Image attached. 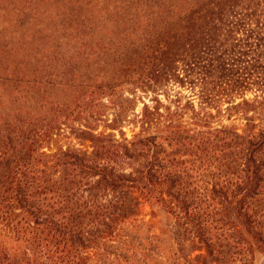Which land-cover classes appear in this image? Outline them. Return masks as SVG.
<instances>
[{
    "label": "trees",
    "instance_id": "trees-1",
    "mask_svg": "<svg viewBox=\"0 0 264 264\" xmlns=\"http://www.w3.org/2000/svg\"><path fill=\"white\" fill-rule=\"evenodd\" d=\"M93 1L89 9L77 4L90 14L60 19L61 29L71 26L62 37L70 35L75 53L65 49L64 66L90 56L104 76L68 82V106H46L54 83L42 73L44 58L30 68L17 60L21 46L9 47L11 37L4 46L0 87L35 108L14 107L15 98L7 103L0 94V264H253L264 254V0ZM112 2L111 38L94 39ZM18 6L20 22L29 19L31 10ZM4 15L9 24L12 14ZM36 31L45 54L54 38ZM174 82H198L211 99L237 94L239 102H228L242 126L201 130L211 114L170 98L163 90ZM139 91L152 94L150 104ZM103 96L117 107L101 120L103 130L74 125ZM124 125L137 129L131 138ZM208 160L212 173L201 187L188 163ZM155 207L172 224H158ZM167 236L175 245L164 244Z\"/></svg>",
    "mask_w": 264,
    "mask_h": 264
},
{
    "label": "rangeland",
    "instance_id": "rangeland-1",
    "mask_svg": "<svg viewBox=\"0 0 264 264\" xmlns=\"http://www.w3.org/2000/svg\"><path fill=\"white\" fill-rule=\"evenodd\" d=\"M12 0H0V37L6 38L2 42H0V59H3L4 52L8 49V47H4L8 40V37H11L12 43L9 44V47H11V44L13 45H19L21 46V49L17 52V60H19L22 64H27L30 68L38 66L40 64V58L45 59L44 63V71L42 73L45 75L46 78H49V81H51L53 86H49L47 88V98H46V106L49 104L52 106L55 105H63L68 106L70 102L73 99V92L70 88H68V82H72V80H76L77 83L82 79V77H77L82 74H87L89 78H92L94 75L96 76H104L103 70L105 68L103 67V70H98V68L94 67L92 64L94 57H86V56H77L76 58L73 57V68L69 70L68 68L65 69L64 66V55L63 52L66 48H69L66 56H74L72 52V45L73 41H71L70 35L68 34L65 37H62V35L65 33V29L63 28H71V26L67 23H63L62 29L60 19L63 15H67V12H74V14H85V13H91L90 11H84L78 12L77 10V4L81 2L83 7L90 8L91 4H88V2H91L93 0H16L15 4L10 3ZM67 1H70L72 3L69 4ZM95 1V0H94ZM93 1V2H94ZM23 6L25 8H28L30 14V18L26 19L23 22H20L21 15L16 17V12H19V6ZM113 2L108 5V8L110 7V10L107 9L108 16L106 17L107 21L103 23L101 28H103V31L95 32L93 35V38H99L104 35L105 40L108 41L111 36L107 34L106 30L109 29L110 23H112L115 20L114 13L112 10ZM88 8V9H89ZM102 8L101 5L96 6V10ZM112 10V11H111ZM9 11L10 14H12V21L9 24H6L5 22V12ZM102 14V13H101ZM16 18V20H15ZM116 24V22H114ZM106 25V26H105ZM54 27L56 28V31L54 30ZM41 28H44V31H46V34H50L49 38H54V40L50 41L48 40V46H46V52L45 54H42L41 52V41L39 40V35L43 33L42 31L38 33L36 30ZM105 28V29H104ZM108 28V29H107ZM94 30V27L91 28V31ZM24 34V37H22ZM78 44V43H76ZM44 47V46H43ZM3 49V51H1ZM88 50V49H87ZM75 54V53H74ZM45 55V57H44ZM46 55L49 56V58L46 57ZM75 58V60H74ZM5 66V63H2L0 61V75L3 74V67ZM2 67V68H1ZM11 70V68H9ZM86 72V73H85ZM94 78V77H93ZM104 82L107 81L108 77H102L101 78ZM67 83V84H66ZM122 84V83H121ZM201 84L198 82L194 83H173L169 84L163 91H166L168 96L170 98H179L180 105H183L186 101L190 102L193 106V108L200 113L202 116L203 114H211V116H208L206 127H200L201 130L207 131L208 126H211V128H219L221 124L226 125H233L236 127H241L243 124V120L240 118L238 114L232 109L231 104H229V100H233L235 102H239L241 98L235 94L232 93L229 96H226L223 93L212 92L210 89L212 88L211 85H207L206 88L209 89L212 93H215L216 95L213 99L209 98L207 94L203 91L204 89H201ZM117 93L121 94L122 96H126L127 93L125 90L122 89V87L117 88ZM162 92H159V97L163 104H168V101L166 100L164 94ZM209 91V92H210ZM0 94H4V97H1L2 101L11 100L12 98L16 99V102L12 104L14 107H18L19 105H22L24 108L25 106H28L29 108H35L34 101H29L26 103H22L23 100L20 99V101L16 98V94L13 92L10 93V90L6 88V86L0 87ZM139 96H142V100L151 103L149 98L152 95L151 93L143 94L141 91L138 92ZM171 95H173L171 97ZM246 98H253L254 93L253 92H246L245 93ZM102 105L99 107H96L91 110L87 109L84 111L85 113L82 114L85 115V119H79L77 121H74V125L86 124L88 126H93L94 128L98 130H103V125L101 124V120L108 119L110 120L113 117V114L116 112L117 107L114 106L111 101L109 100L108 96H103ZM10 103V102H7ZM22 103V104H21ZM142 106V103L138 99L135 111L139 112L140 108ZM172 106H174L172 104ZM22 108V107H21ZM174 108V107H172ZM99 111L100 114L97 113ZM130 114V113H127ZM190 111L186 110L185 113H183V120L186 124H189ZM103 119H99L100 117ZM123 130L126 133L127 138H131L133 132H136L137 129L132 130L130 126L124 125ZM116 135L119 138V134L116 131ZM60 142L63 144H67L70 142L69 138H64L62 136L59 137ZM71 145L79 146L77 144L76 140L71 139V142L68 143ZM165 146V144H163ZM84 148V146H80ZM176 149V148H173ZM211 160L208 161H196V162H190L188 163V166L190 168V173L194 176V179L198 184L202 186H206L205 181L208 180L210 173H212V169L209 167L208 163ZM214 163H210L212 165ZM153 210V216H155V220L158 221V224L166 227V225L172 224V220L166 216V214L160 210L159 208H154ZM150 212V208L146 206L145 213ZM146 219L150 218V214H147L145 217ZM165 245L174 244L176 241L173 238V236H167L163 238ZM175 245V244H174ZM200 253L199 251H195L190 255V258L194 255ZM203 254L204 251H201ZM181 253H177L175 257L180 258ZM178 264H183L181 259H178ZM197 264H200L199 262H196ZM234 264H241L240 262H234ZM253 264H264V254H256L255 259L253 261Z\"/></svg>",
    "mask_w": 264,
    "mask_h": 264
}]
</instances>
